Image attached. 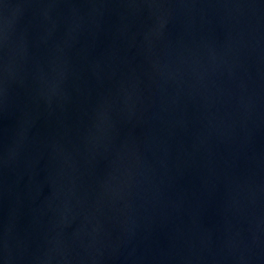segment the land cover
Instances as JSON below:
<instances>
[{"label":"water","instance_id":"95a60500","mask_svg":"<svg viewBox=\"0 0 264 264\" xmlns=\"http://www.w3.org/2000/svg\"><path fill=\"white\" fill-rule=\"evenodd\" d=\"M0 264H264V0H0Z\"/></svg>","mask_w":264,"mask_h":264}]
</instances>
